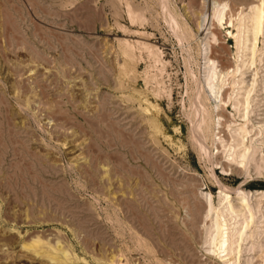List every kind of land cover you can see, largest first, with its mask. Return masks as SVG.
Wrapping results in <instances>:
<instances>
[{
  "label": "rangeland",
  "instance_id": "rangeland-1",
  "mask_svg": "<svg viewBox=\"0 0 264 264\" xmlns=\"http://www.w3.org/2000/svg\"><path fill=\"white\" fill-rule=\"evenodd\" d=\"M260 1L0 0V264H224L215 178L264 192Z\"/></svg>",
  "mask_w": 264,
  "mask_h": 264
},
{
  "label": "bare ground",
  "instance_id": "bare-ground-1",
  "mask_svg": "<svg viewBox=\"0 0 264 264\" xmlns=\"http://www.w3.org/2000/svg\"><path fill=\"white\" fill-rule=\"evenodd\" d=\"M260 2H261L260 5L257 6L258 11H257L256 15L254 17H252V18H254V22H255V24H254L255 27L252 26V28L255 30L254 40L258 34V30L260 29L259 24H260L261 19H262V12L264 10V0H261ZM214 4H216V3L214 2ZM221 9H223V8L221 7ZM219 10H217V11H219ZM251 22H253V20ZM214 69H213V67L211 68V70H214ZM210 72H209V75L207 77L208 79H206L208 93L211 95V97L214 98V100H215L214 104L215 105L217 104L215 106V109H214V110H217L215 112H222L224 107H226L225 102L224 101L222 102V97L225 96V95L223 96V94L225 93L223 91V89H225V88H223V86H221V84L213 87L212 81L214 82L216 71H215V73H213L212 71H210ZM216 78H217V76H216ZM207 80H208V83H207ZM252 92H253V88L245 91L243 94L244 95L242 98L243 99V105H245V108L243 111H245V113L240 117L242 121L249 120L248 119V117H249L248 112L250 110L248 111V109L251 105V96H252L251 94H252ZM223 99H225V98H223ZM200 105H201V106H199V108L201 110L200 111V117H197L199 119H197L195 121V123L193 122L194 124L192 125V129H193V135H194L193 138H196L197 142H199L200 151L201 150L203 151V148H205L204 147L205 145L203 144L204 137H203L200 125H201V120H202L201 116L204 112L205 107L203 104H200ZM234 106H235V104H234ZM244 123H246V122H244ZM217 127H219V126L217 125ZM221 127H222V125H221ZM248 130H249V128H248ZM219 132L220 131H218V133ZM243 133L245 135H247V134H249V131L245 130ZM241 134H242V132H241ZM234 136H236V135H234ZM232 139H234L233 136H232ZM244 139H246V137L240 139L241 140L240 142H237V143H239V145L242 146L241 147L242 150L240 149L241 151L237 155V158L239 161H237L236 163H238L237 168L239 170L243 169L245 172H247L248 167H249L248 166L249 162L253 159L255 152L252 151V147L250 145V142H252V140L246 141V143H245ZM247 139H248V136H247ZM238 147L240 148V146H238ZM250 149H251V151H250ZM206 150H207V148H206ZM233 150H234V148H233ZM206 153H207V151H206ZM206 153L204 152L205 156L208 158L209 156H207ZM230 153H231V151H230ZM228 157H229V155H228ZM233 162H235V161H233V159H231L230 164ZM215 180L217 181V184L219 185V192H218L219 204H218V207L216 209V216H215L214 222L212 225L210 224L211 227L213 228V230H211V227H210V230H211L210 233L211 234L210 235L208 234L209 237L207 238V243L210 245L209 250H208V254L209 255L216 254V258H218L224 264H256L257 263L256 260H254L253 258H248L249 255L251 254V251L255 248V246L253 249H252L251 245H250L251 248H249L247 246L249 245V243L251 241H253V243H254V240L256 242L257 239L260 237V233L258 232V228L261 227L263 220H264V216L260 215L258 207L255 208L252 206L251 200L253 199L252 198L253 196L258 197L260 200H264V192L256 191L254 194L248 195V193L245 194L244 192L239 190L240 188L239 189L228 188V187H225L224 185H222L216 178H215ZM232 194H234L235 199L238 200V202H237L238 206L237 207H234L232 205V200H233L232 196H231ZM255 199L257 200V198H255ZM209 204L211 205V203H209ZM257 206H259V205H257ZM209 209H211V206H209ZM262 234L263 233H261V236H262ZM214 245L216 248L215 253H213V251H212V248L214 247ZM245 256H247V258L244 259Z\"/></svg>",
  "mask_w": 264,
  "mask_h": 264
}]
</instances>
